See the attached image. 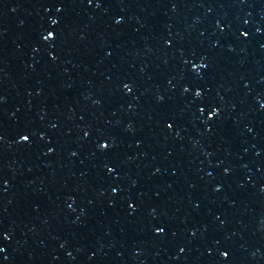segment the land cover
<instances>
[{
    "label": "water",
    "instance_id": "1",
    "mask_svg": "<svg viewBox=\"0 0 264 264\" xmlns=\"http://www.w3.org/2000/svg\"><path fill=\"white\" fill-rule=\"evenodd\" d=\"M0 264H264V0H0Z\"/></svg>",
    "mask_w": 264,
    "mask_h": 264
},
{
    "label": "snow or ice",
    "instance_id": "2",
    "mask_svg": "<svg viewBox=\"0 0 264 264\" xmlns=\"http://www.w3.org/2000/svg\"><path fill=\"white\" fill-rule=\"evenodd\" d=\"M49 35L51 36L52 34H51V33H49ZM23 139L27 140V139H28V137H26V136H25Z\"/></svg>",
    "mask_w": 264,
    "mask_h": 264
}]
</instances>
